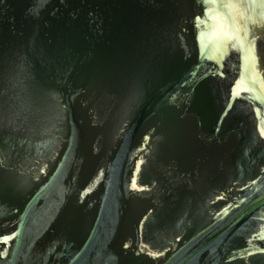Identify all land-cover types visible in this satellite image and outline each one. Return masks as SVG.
<instances>
[{
    "label": "water",
    "instance_id": "95a60500",
    "mask_svg": "<svg viewBox=\"0 0 264 264\" xmlns=\"http://www.w3.org/2000/svg\"><path fill=\"white\" fill-rule=\"evenodd\" d=\"M264 0H0V264H264Z\"/></svg>",
    "mask_w": 264,
    "mask_h": 264
},
{
    "label": "flooded vegetation",
    "instance_id": "af4514ba",
    "mask_svg": "<svg viewBox=\"0 0 264 264\" xmlns=\"http://www.w3.org/2000/svg\"><path fill=\"white\" fill-rule=\"evenodd\" d=\"M259 56L264 57V48H259Z\"/></svg>",
    "mask_w": 264,
    "mask_h": 264
}]
</instances>
